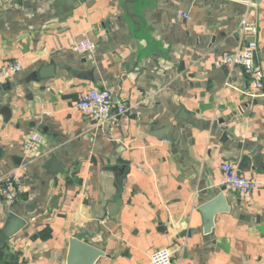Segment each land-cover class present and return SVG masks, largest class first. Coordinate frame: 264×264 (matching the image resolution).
Returning a JSON list of instances; mask_svg holds the SVG:
<instances>
[{
    "label": "crops",
    "instance_id": "0c3cea01",
    "mask_svg": "<svg viewBox=\"0 0 264 264\" xmlns=\"http://www.w3.org/2000/svg\"><path fill=\"white\" fill-rule=\"evenodd\" d=\"M125 1L0 0V69L24 67L0 85V182L21 166L24 187L14 205L0 196V264H67L74 237L104 252L96 264L162 248L173 264H264V88L214 66L256 42L264 68V0H142L137 24ZM84 37L96 50L81 55ZM92 88L127 111L97 124L76 108ZM252 153L243 174L261 185L242 196L220 167ZM222 192L230 211L205 235L199 208Z\"/></svg>",
    "mask_w": 264,
    "mask_h": 264
},
{
    "label": "built area",
    "instance_id": "2783aa9c",
    "mask_svg": "<svg viewBox=\"0 0 264 264\" xmlns=\"http://www.w3.org/2000/svg\"><path fill=\"white\" fill-rule=\"evenodd\" d=\"M179 16L188 18L187 14ZM244 29L252 35L257 33L255 26L245 23ZM73 50L84 55L96 50V43L89 37L75 40ZM257 44L251 42L241 47L234 53H229L217 59L214 66L242 67L251 81L253 97L259 96L264 88V68L258 63ZM23 64L19 61L8 62L0 69V85L10 76L22 72ZM115 91L109 88H92L85 92L78 100L76 108L87 117L95 120L99 125H105L112 121L116 114H123L127 111L124 106L114 108ZM44 143V136L41 132H33L24 141V157L30 156L37 148ZM222 185L242 196H250L261 185L260 181L250 178L240 172L238 166L232 162L225 161L220 167ZM24 192L21 166L6 173L0 182V196L4 197L8 204L14 205ZM174 251L171 248H162L155 251L150 257L151 264H173Z\"/></svg>",
    "mask_w": 264,
    "mask_h": 264
},
{
    "label": "water",
    "instance_id": "95a60500",
    "mask_svg": "<svg viewBox=\"0 0 264 264\" xmlns=\"http://www.w3.org/2000/svg\"><path fill=\"white\" fill-rule=\"evenodd\" d=\"M142 0H126L125 1V10L126 13L131 17L133 21L137 24V19H140V16L137 13L132 11V7ZM257 57V56H256ZM257 59V58H256ZM48 71L47 75L41 73V76L50 77L54 75L53 68L49 67L46 69ZM255 153L251 155H244L241 158L239 163V170L242 173L251 170V156H254ZM125 167H117L118 176L121 174V170ZM230 207L227 202V196L224 192L220 193L218 196L212 200L206 202L199 208V212L203 218L204 234L211 236L215 227V219L217 215L228 213ZM11 222H17L20 226H24L25 221L15 214L10 215ZM104 256V252L100 249L92 246L91 244L82 241L79 238H72L71 245L67 257V264H96L97 260Z\"/></svg>",
    "mask_w": 264,
    "mask_h": 264
}]
</instances>
